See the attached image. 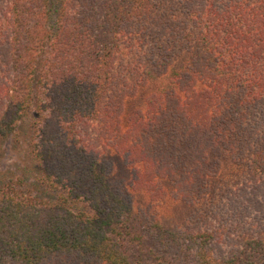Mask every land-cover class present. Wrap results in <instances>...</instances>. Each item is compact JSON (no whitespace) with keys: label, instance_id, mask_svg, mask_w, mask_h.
Masks as SVG:
<instances>
[{"label":"trees","instance_id":"16d2710c","mask_svg":"<svg viewBox=\"0 0 264 264\" xmlns=\"http://www.w3.org/2000/svg\"><path fill=\"white\" fill-rule=\"evenodd\" d=\"M12 136L0 264H264V0H0Z\"/></svg>","mask_w":264,"mask_h":264},{"label":"rangeland","instance_id":"374dc122","mask_svg":"<svg viewBox=\"0 0 264 264\" xmlns=\"http://www.w3.org/2000/svg\"><path fill=\"white\" fill-rule=\"evenodd\" d=\"M57 1H59V0H57ZM138 102H140V101H138L137 98L136 99L135 98H127L126 102H125L126 112L127 113L130 112L132 108L136 107V105L139 104ZM23 127H24V125H22L21 129ZM24 146H25V144L22 141H21V145L19 142L16 143L14 141L13 136L4 141L2 150L0 152V172H5V171H12L15 173L20 172V170L23 167L22 163H23L24 159L22 156V149L24 148ZM116 165H120V164L116 163ZM30 174L33 175V172ZM115 176L117 177L118 175H115ZM159 209H160V211L162 210L161 208H159ZM11 263H9V264H11ZM13 264H17V263H13Z\"/></svg>","mask_w":264,"mask_h":264}]
</instances>
